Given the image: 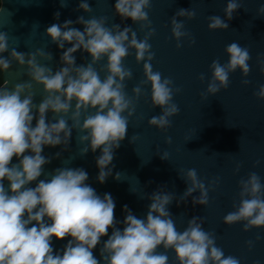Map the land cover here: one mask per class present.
<instances>
[{
    "label": "clouds",
    "instance_id": "obj_1",
    "mask_svg": "<svg viewBox=\"0 0 264 264\" xmlns=\"http://www.w3.org/2000/svg\"><path fill=\"white\" fill-rule=\"evenodd\" d=\"M61 7H66V0H60ZM79 9L89 13L92 11L88 0H80ZM151 8V0H116L115 12L122 19L131 18L139 23L141 30L148 31L143 39L131 27L113 24L106 26V17L83 16L73 22L66 20L63 25L53 23L47 27L46 35L51 42L65 49L60 60L63 67L53 72L51 67L40 64L37 57L51 61L52 54L37 49L36 52L23 53L12 48L10 58L0 56V69L7 72L12 61L27 66L30 81L16 83L9 88V80L0 85V264H101L93 254V249L101 238L108 236L100 248L103 264H168L169 257L158 252L159 247L172 249L178 264H240L238 258L225 256L223 250L216 246L214 233L202 227L203 218L194 216L188 220L187 227L181 232L176 228L168 206L173 201L169 193L155 191L148 199L146 218L135 216L128 206L122 222L115 218V201L110 193L102 197L86 183L88 173L83 168L59 167L45 173L44 166L53 158L42 155L45 146L64 145L67 150L73 129L79 133V155L93 153L100 149L96 158L99 169L97 180L103 184L112 175V164L115 149L120 147L127 134L129 117L135 112V102L125 92V81L132 78V71L123 64L135 50L137 63L143 61L145 79L132 89L138 99L142 94V85H151V102L153 107H160L162 112L148 120V124L159 130L171 126V117L179 114L180 109L173 102L175 93L180 88L173 87V80L162 78L160 72L153 71L151 61L155 53L151 51L149 39L155 34L151 27L147 9ZM241 8L238 0H228L224 9L227 20L233 18L234 12ZM264 14V5L259 8ZM58 19L59 12L54 14ZM196 16L194 9H179L171 17V33L177 41L176 47H182L180 41L195 39L185 30L183 17L192 20ZM209 30H227L229 24L218 15L208 17ZM73 23L84 26L83 31L71 27ZM83 50L91 56L87 65H76L73 55ZM9 51L8 35L0 32V53ZM225 52L229 57L227 63L221 64L219 59L210 65L211 79L208 81L206 93L202 96L215 95L221 89L229 87V74L240 69L243 76L250 72L248 61L251 59L249 49L241 47L237 42L228 44ZM106 64L101 69L107 75L101 79L94 65L103 59ZM264 72V62H261ZM199 79H205L202 73ZM42 85L47 94L37 105L33 102V84ZM243 84L250 83L243 80ZM264 99V85L254 93ZM73 101L75 105L73 107ZM90 110H94L91 111ZM48 112L53 113L48 121ZM127 112V115L124 113ZM69 113L71 115L69 116ZM87 113V115H83ZM83 115V121L81 117ZM68 117V119H65ZM36 120L33 127V120ZM69 120L72 121L71 126ZM131 142V141H130ZM171 143V137L166 139ZM219 155V153H217ZM16 157L18 163H12ZM167 159V153L161 156ZM63 163V162H62ZM256 165L259 161L255 162ZM240 165H237L239 171ZM42 175L45 179H38ZM121 173L117 172L116 180ZM188 183L182 195V201L199 191L193 197L194 205L207 206L209 203V187L198 177L196 169H189L181 176ZM5 180L8 187H5ZM38 181L35 187H30ZM218 181H213L216 183ZM239 204H234V211L227 213L223 223L233 225L244 222L243 231L264 227V184L256 172H250L247 179L239 181ZM123 224V229L117 227ZM112 229L111 235H108ZM56 240L71 237L60 252H55L52 244ZM259 239V237H257ZM251 245V241L248 242Z\"/></svg>",
    "mask_w": 264,
    "mask_h": 264
},
{
    "label": "water",
    "instance_id": "obj_2",
    "mask_svg": "<svg viewBox=\"0 0 264 264\" xmlns=\"http://www.w3.org/2000/svg\"><path fill=\"white\" fill-rule=\"evenodd\" d=\"M227 2L228 0H151V8L147 11L151 27L155 29V34L149 39L151 51L155 53L151 61L152 68L154 72H160L162 78H171L174 88L181 89L173 96V102L178 105L180 112L170 118L171 126L166 130H159L148 124V120L160 115L162 110L152 105L150 84L142 85L141 96L138 99L134 97L132 89L145 76L143 61L137 63L135 50L130 49L123 64L131 69L132 78L124 82V90L128 97L134 99L135 112L129 117L125 139L115 149L114 159L109 165L115 167L105 183L101 184L97 180L99 169L96 158L101 154L100 149L95 153L89 150L86 155H79L80 148L85 147L87 142L80 144L78 136L86 133L73 129L67 150H63L64 145L45 146L42 155L55 157V153H61L59 158H53L51 163L44 166L45 173L59 167L85 169L89 176L86 183L101 197L105 193H110L113 197L117 221L124 220L125 205L138 218H146L150 204L148 197L155 191L169 193L173 196V201L168 209L178 231L182 232L192 217H202L203 229L214 233L216 246L223 250L225 256L238 258L240 264H264V227L245 232L244 222L231 226L223 223L224 216L235 210L233 205L239 204L241 179H247L250 172H256L264 184V99L254 95L264 85V72H261V62H264V14L258 11L264 5V0H238L241 8L234 12L231 20H227L224 13ZM79 3L80 0H66L67 6L61 7L60 0H0V32L7 33L9 43V51L0 53V56L10 58L12 48L23 53L40 49L50 52L52 60L37 57L38 62L51 67L55 72L64 66L60 57L71 45L66 43L65 49H60L46 35V29L53 23L62 26L66 20L75 22L80 16L85 19L106 17L107 27L113 24L120 25L121 30L131 27L136 31L138 39H143L148 31L147 28L141 30L140 24L134 23L131 18L122 19L115 12L116 0H88L92 8L89 13L79 9ZM181 8L196 11L192 20L177 17L178 20H184L185 30L196 42L190 44L189 39L184 38L180 41L182 47L177 48V41L171 33V17ZM56 12L60 13L58 19L54 16ZM212 15L224 19L229 28L209 30L208 17ZM71 27L81 31L84 28L77 23H73ZM232 42L249 49L251 59L248 61V76H243L240 69H237L229 74L227 89H221L215 95L202 96L211 79L212 61L219 59L221 64L227 63L229 57L225 48ZM73 55L77 66L87 65L91 61V56L82 49ZM106 59L94 65L101 79L107 75L106 71L101 70ZM202 73L205 76L203 81L199 79ZM245 79L250 83L243 84ZM5 80L10 81L9 88L16 83L30 81L27 66L12 61L7 72L0 69V85ZM32 84L33 102L38 105L47 94L42 85L35 82ZM74 105L75 101L73 107ZM52 117L53 113L48 112V121L55 122ZM32 123L34 127L36 120ZM71 124L72 121L69 120V125ZM168 137H171L170 144L166 143ZM164 153H167L166 160L161 159ZM256 161H259L258 165ZM12 163H18L16 157H13ZM238 164L239 171L236 170ZM193 168L205 186L210 188L207 206L192 203L193 197L200 195L199 191L193 192L186 200H181L189 186L181 176ZM117 172L121 173L119 181L114 178ZM38 179H45V176ZM4 183L7 188L8 182L5 180ZM36 183L38 181L29 186L35 187ZM117 227L122 230L123 224L120 223ZM111 232L112 229H109L108 235ZM107 238L108 236L102 237L93 249L94 256L101 260V264L100 248ZM69 239L71 237L64 240L53 237L54 254H62ZM249 241L252 242L251 245ZM157 251L166 252L168 264H178L174 250H165L161 246Z\"/></svg>",
    "mask_w": 264,
    "mask_h": 264
}]
</instances>
